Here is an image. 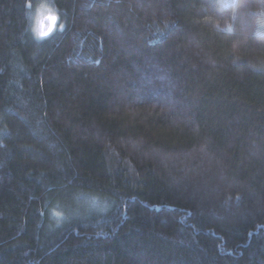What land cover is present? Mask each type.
Masks as SVG:
<instances>
[{"label": "trees", "instance_id": "16d2710c", "mask_svg": "<svg viewBox=\"0 0 264 264\" xmlns=\"http://www.w3.org/2000/svg\"><path fill=\"white\" fill-rule=\"evenodd\" d=\"M55 2L0 0V264H264V0Z\"/></svg>", "mask_w": 264, "mask_h": 264}, {"label": "clouds", "instance_id": "9594fccd", "mask_svg": "<svg viewBox=\"0 0 264 264\" xmlns=\"http://www.w3.org/2000/svg\"><path fill=\"white\" fill-rule=\"evenodd\" d=\"M63 16L64 13L55 0H37L34 5L32 0H25L27 30L35 40L49 37L55 31H62L65 27ZM48 215L53 223L60 224L66 214L59 204H55L49 209Z\"/></svg>", "mask_w": 264, "mask_h": 264}]
</instances>
